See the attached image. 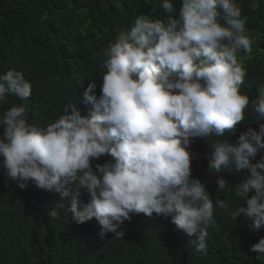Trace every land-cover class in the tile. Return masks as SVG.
<instances>
[{"label": "clouds", "instance_id": "9594fccd", "mask_svg": "<svg viewBox=\"0 0 264 264\" xmlns=\"http://www.w3.org/2000/svg\"><path fill=\"white\" fill-rule=\"evenodd\" d=\"M159 8L166 18L139 14L103 49L100 93L93 80L79 96L82 110L68 102L45 127L28 122L32 84L23 72L0 74V107L10 97L24 102L0 114V177L11 189L31 185L68 200V217L95 218L101 237L119 240L134 221L162 220L203 257L227 218L231 228L214 237L205 264H264V154L256 159L264 122L234 143L223 138L235 135L246 111L264 121V85L254 99L241 93L248 72L239 53L252 52L248 17L237 0H161ZM197 138L210 148L217 193L230 200L214 203L193 177ZM241 170L245 179L229 184L224 174Z\"/></svg>", "mask_w": 264, "mask_h": 264}, {"label": "trees", "instance_id": "16d2710c", "mask_svg": "<svg viewBox=\"0 0 264 264\" xmlns=\"http://www.w3.org/2000/svg\"><path fill=\"white\" fill-rule=\"evenodd\" d=\"M121 2L122 7L117 8L116 0H0V74L16 69L32 84L27 101L29 123L45 127L62 115L68 102L77 103L82 110L86 105L78 99L90 82L97 84L95 95L100 93L103 49L116 42L135 16L162 19L167 15L159 8L161 0ZM237 3L242 15L248 17L246 28L252 40L251 54L239 53L248 72L241 93L251 100L264 85V0H257L255 11L249 7L251 0ZM22 103L10 97L0 107V114ZM262 122L246 111L235 135L226 133L223 138L234 143L249 127L258 131ZM191 150L197 153L191 163L193 177L205 184L214 203L217 196L230 200L231 193L216 191L217 177L209 171L206 158L210 152L207 142L197 138ZM246 175L247 170L224 174L233 186ZM67 208L69 201L58 195L31 185L24 190L11 189L0 177V264H205L213 257L214 237L231 228L227 218L218 221L203 257L162 220L134 221L127 232L119 229L125 235L117 240L112 233L101 237L95 218L75 223ZM53 209L59 211L58 217L49 216ZM222 214L230 216L229 211Z\"/></svg>", "mask_w": 264, "mask_h": 264}]
</instances>
